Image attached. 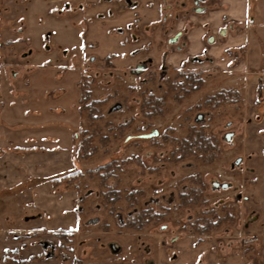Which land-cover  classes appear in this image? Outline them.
Returning <instances> with one entry per match:
<instances>
[{
  "label": "rangeland",
  "instance_id": "obj_1",
  "mask_svg": "<svg viewBox=\"0 0 264 264\" xmlns=\"http://www.w3.org/2000/svg\"><path fill=\"white\" fill-rule=\"evenodd\" d=\"M0 31V264H264V0H0ZM190 189L204 206H177ZM140 209L162 217L127 227Z\"/></svg>",
  "mask_w": 264,
  "mask_h": 264
},
{
  "label": "trees",
  "instance_id": "obj_2",
  "mask_svg": "<svg viewBox=\"0 0 264 264\" xmlns=\"http://www.w3.org/2000/svg\"><path fill=\"white\" fill-rule=\"evenodd\" d=\"M191 72H189V75L187 76L186 80L189 82L188 87H190V89L191 88L195 89V88L199 87V85L201 83L200 82L201 78L196 74L194 75L193 71H191ZM193 75H194V77H193ZM81 92H82L83 98H85L86 101L89 100L90 92L87 91L86 88H81ZM229 94H230V92H228V91L218 93V97L220 98V102H218V104L221 103V97H223L222 98L223 101L228 102ZM98 103H101V102L100 101H93L88 105L90 107V113H93V111L95 110V105H97ZM159 104H160V102H158V103L156 102V105H159ZM189 140H190V143H189L190 151L194 150L195 148H199V150L202 151V153H205V152H210L211 149H214L216 147V144L214 141L215 139L207 136L204 132V129H198V131L191 130V132L189 134ZM90 143H91V140L89 138L81 140L79 142L78 154L80 157H84L86 155L85 152H87L89 150ZM182 151H183V156L185 157L188 154V152H186L184 150H182ZM209 157H210V155L208 156V158ZM111 168H112V170H111ZM115 169H117L116 162H110V163H107L105 165L99 166L95 171L100 173L101 177L105 181V179H108L109 177H111L113 175V172ZM119 197H120L119 192L108 191L103 195V200H104L106 205H113L119 199ZM204 202H205V200H204L203 192L201 189H197V190L196 189H190V191H188L187 193L185 192V193L179 194L177 206L180 208L181 207L182 208H190L193 206H199V205L203 204ZM161 217H162V215H160L158 213L155 214L154 212L151 211V209H140V212L138 213V215L135 216L132 221L128 222L127 227H131V228H134L136 230L137 229L141 230L144 225H146L148 223H152V221L154 223H156L161 219ZM216 217H217V213L211 212L210 218H207V216L204 217L205 220H208L207 223H202L203 222L202 220H204V219L200 218V220H198V222H200L203 225H202V228L199 230L198 233H200V234L209 233V232H211V230L216 229V227L218 226V222L217 221L214 222ZM225 218L232 220L233 215L231 214L230 216H228V214H226Z\"/></svg>",
  "mask_w": 264,
  "mask_h": 264
},
{
  "label": "crops",
  "instance_id": "obj_3",
  "mask_svg": "<svg viewBox=\"0 0 264 264\" xmlns=\"http://www.w3.org/2000/svg\"><path fill=\"white\" fill-rule=\"evenodd\" d=\"M1 31H0V41L2 40V37H1ZM12 100H14L13 97H10V98H6L4 100V102H0V122L3 120H8L9 119V114H10V118L11 116L13 117V114H11L10 110H9V107L11 105H15V102H13ZM15 107V106H14ZM14 111V110H13ZM13 113V112H12ZM13 123V122H12ZM11 123V125H12ZM9 124V123H8ZM10 125V124H9ZM14 125V124H13ZM8 128L6 129H2V131H0V139H4V140H1V146H0V168H3L2 169V178L3 180L0 181V194L2 192H5L6 189L9 190L11 189L10 187H12V185H19L20 182H17L14 181V179H7L5 180L4 177H5V171H7L6 173H8V169H9V165L11 166V161H10V158L11 157H14L12 154L13 151L11 150V146L10 144H13L11 139H9L11 136H14V131L13 130L12 132H5ZM6 137V138H4ZM16 154V153H15ZM17 155V154H16ZM24 158V157H23ZM30 163H31V160H30ZM34 165L36 166L37 165V162L34 163ZM19 183V184H18ZM23 184V183H22ZM3 187H6V188H3Z\"/></svg>",
  "mask_w": 264,
  "mask_h": 264
},
{
  "label": "flooded vegetation",
  "instance_id": "obj_4",
  "mask_svg": "<svg viewBox=\"0 0 264 264\" xmlns=\"http://www.w3.org/2000/svg\"><path fill=\"white\" fill-rule=\"evenodd\" d=\"M203 0H194V3L195 4H198V3H200V2H202ZM198 8H203V7H198ZM223 31H225V33H226V28H220L219 30H218V32H219V34H222V32ZM224 33V34H225ZM223 34V35H224ZM211 36H209V38H210ZM212 39H213V37H212ZM143 135H145V134H142L141 135V137L143 136ZM239 198V197H238ZM204 204H205V202L203 203V204H201V205H203L204 206ZM221 210H223L222 208H220ZM230 209V208H229ZM230 210H232V212H231V214L233 215V217H235L234 216V209L231 207V209ZM230 210H229V212H230ZM204 213L205 212H203V219H204V217H206L205 215H204ZM226 212H224V214H222L223 216H221V215H219V214H217V217H216V219L214 220V222H220L221 220H223V219H225V216H226V214H225ZM250 217H251V215L250 216H247L246 218L249 220L250 219ZM245 217L243 218H241V221H244V219H246ZM203 222L202 223H207L208 222V220H202ZM244 229H246V223H244ZM244 231V230H243ZM247 232H249V231H247ZM209 233H211V232H209ZM209 233H202L203 235H206V234H209ZM247 235V234H246Z\"/></svg>",
  "mask_w": 264,
  "mask_h": 264
},
{
  "label": "water",
  "instance_id": "obj_5",
  "mask_svg": "<svg viewBox=\"0 0 264 264\" xmlns=\"http://www.w3.org/2000/svg\"><path fill=\"white\" fill-rule=\"evenodd\" d=\"M224 33H225V31L222 32V34H224ZM177 36H178V34L175 35L174 37L170 38V42H174V41H176ZM208 41H209V42H212V41H213L212 37H210V38L208 39ZM153 134H156V131L153 132ZM151 135H152V133H151V134H145V135H143V137H150ZM226 138H227V139L229 138V135H228V134L226 135ZM222 185H224V184H222Z\"/></svg>",
  "mask_w": 264,
  "mask_h": 264
}]
</instances>
